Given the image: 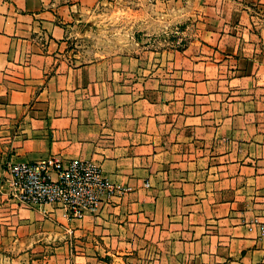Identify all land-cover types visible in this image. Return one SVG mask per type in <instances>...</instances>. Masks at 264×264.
I'll return each instance as SVG.
<instances>
[{
  "label": "crops",
  "instance_id": "1",
  "mask_svg": "<svg viewBox=\"0 0 264 264\" xmlns=\"http://www.w3.org/2000/svg\"><path fill=\"white\" fill-rule=\"evenodd\" d=\"M138 1L185 25L85 60L108 0H0V264H264V0ZM50 156L123 195L20 205L9 166Z\"/></svg>",
  "mask_w": 264,
  "mask_h": 264
},
{
  "label": "built area",
  "instance_id": "2",
  "mask_svg": "<svg viewBox=\"0 0 264 264\" xmlns=\"http://www.w3.org/2000/svg\"><path fill=\"white\" fill-rule=\"evenodd\" d=\"M9 174L12 196L20 205L59 206L68 220L81 221L95 215L102 202L124 193L103 175L99 166L82 160L64 162L50 156L10 165Z\"/></svg>",
  "mask_w": 264,
  "mask_h": 264
},
{
  "label": "rangeland",
  "instance_id": "3",
  "mask_svg": "<svg viewBox=\"0 0 264 264\" xmlns=\"http://www.w3.org/2000/svg\"><path fill=\"white\" fill-rule=\"evenodd\" d=\"M139 4L138 0H132L127 3L130 11H123L122 4L108 0V3L98 11L99 16L94 19L96 22L92 25L93 30H89L91 35L89 34L84 38L82 44L72 48L80 52L85 60L91 58L96 52L104 51V49L116 54L127 53L128 51L133 54L139 47L144 46V42L152 49L165 47V43L173 41L175 36L170 33V30L174 26L185 25L186 21L178 22L176 21L177 17L169 15L163 22L166 24V30L164 28V31H159L161 26L156 14L159 11L154 8V3L147 1L143 12H139L142 9ZM178 37L180 38V36ZM186 38L188 35L182 37V40H178L177 46L181 47Z\"/></svg>",
  "mask_w": 264,
  "mask_h": 264
}]
</instances>
